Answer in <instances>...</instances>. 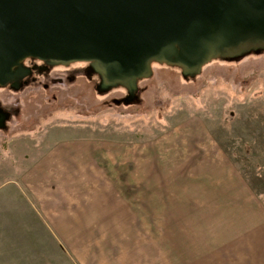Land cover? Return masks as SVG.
<instances>
[{"label": "rangeland", "instance_id": "obj_1", "mask_svg": "<svg viewBox=\"0 0 264 264\" xmlns=\"http://www.w3.org/2000/svg\"><path fill=\"white\" fill-rule=\"evenodd\" d=\"M0 85V264H264V43L106 84L26 57Z\"/></svg>", "mask_w": 264, "mask_h": 264}, {"label": "water", "instance_id": "obj_2", "mask_svg": "<svg viewBox=\"0 0 264 264\" xmlns=\"http://www.w3.org/2000/svg\"><path fill=\"white\" fill-rule=\"evenodd\" d=\"M251 39L264 43V0H0V85L37 57L94 61L132 89L154 60L190 74Z\"/></svg>", "mask_w": 264, "mask_h": 264}]
</instances>
